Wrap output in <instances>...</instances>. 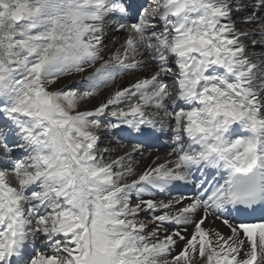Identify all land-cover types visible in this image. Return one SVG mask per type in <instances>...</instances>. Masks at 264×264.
<instances>
[{"label":"snow or ice","instance_id":"snow-or-ice-1","mask_svg":"<svg viewBox=\"0 0 264 264\" xmlns=\"http://www.w3.org/2000/svg\"><path fill=\"white\" fill-rule=\"evenodd\" d=\"M0 264H264V0H0Z\"/></svg>","mask_w":264,"mask_h":264},{"label":"bare ground","instance_id":"bare-ground-1","mask_svg":"<svg viewBox=\"0 0 264 264\" xmlns=\"http://www.w3.org/2000/svg\"><path fill=\"white\" fill-rule=\"evenodd\" d=\"M107 31V30H106ZM108 41V40H107ZM107 41H105V43H107ZM258 51V49H257ZM107 56V55H106ZM106 58V57H105ZM68 81V80H64V83ZM106 93V92H105ZM119 131V136H117V141H120V139L122 138L123 141L122 142H131L132 143V140L130 138H128L126 136V134L124 133L123 130H120V129H117ZM108 134V133H107ZM168 141H169V137L165 136V137H162L160 138L159 140H153V141H150L151 142V145L152 144H157L158 145V148H156V151L154 153H150L149 150L145 149L144 152H143V155L141 156L140 154H136L134 156V160L137 162L138 164V171L139 170H142L143 167L147 166L148 164L151 163V160L154 156H160L162 158H165L166 157V153L168 151ZM115 142V141H114ZM117 143V142H115ZM149 148V147H148ZM151 149V148H150ZM122 151V152H121ZM118 153H120V155H123L124 154V150L123 148H119V150L117 151ZM117 153V154H118ZM183 189H180L178 190V192H174L173 195H177V194H182L183 193ZM160 199H163L164 197L161 196L159 197ZM219 224V221L216 222V225ZM206 227H214L215 225L212 224L211 221H209L208 224L205 225Z\"/></svg>","mask_w":264,"mask_h":264},{"label":"rangeland","instance_id":"rangeland-1","mask_svg":"<svg viewBox=\"0 0 264 264\" xmlns=\"http://www.w3.org/2000/svg\"><path fill=\"white\" fill-rule=\"evenodd\" d=\"M141 1L143 2V0H141ZM124 38H125L124 36L118 35L117 43H122ZM107 43L111 44V40H108ZM112 50L114 51L115 48L113 47ZM106 55L108 56L109 53H107V52L105 53V57L107 58ZM80 78L81 77L79 74H73L71 77H68L66 79L68 81H66L65 83H64L65 79L62 78V83L67 84V83H70L72 80H79ZM107 91H108L107 89H101V94H105V92H107ZM98 135H100L101 147L109 146L112 150L116 151V155H120V153L117 152L118 151L117 150L118 144L121 146L120 148H123V150L130 148L131 142H128V141L122 142L123 141L122 138L120 139V141H117V136H119V131L117 129L102 128V129H100ZM114 141L117 143H115ZM150 148H151V146L149 148H146L147 150H149L150 153H154L156 151V149H154V148L150 149ZM112 158H115V157H112Z\"/></svg>","mask_w":264,"mask_h":264}]
</instances>
